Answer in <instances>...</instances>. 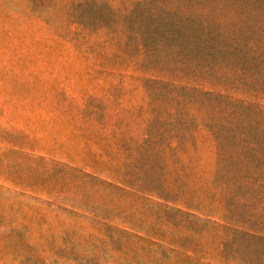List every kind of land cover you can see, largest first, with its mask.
<instances>
[{"label":"rangeland","instance_id":"rangeland-1","mask_svg":"<svg viewBox=\"0 0 264 264\" xmlns=\"http://www.w3.org/2000/svg\"><path fill=\"white\" fill-rule=\"evenodd\" d=\"M0 264H264V0H0Z\"/></svg>","mask_w":264,"mask_h":264}]
</instances>
